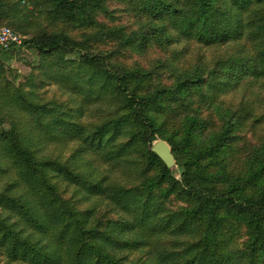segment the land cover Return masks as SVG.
<instances>
[{
	"label": "trees",
	"instance_id": "16d2710c",
	"mask_svg": "<svg viewBox=\"0 0 264 264\" xmlns=\"http://www.w3.org/2000/svg\"><path fill=\"white\" fill-rule=\"evenodd\" d=\"M0 26L39 56L16 84L0 47L9 263L264 264V112L225 95L264 89V0H0ZM192 42L210 59L187 61Z\"/></svg>",
	"mask_w": 264,
	"mask_h": 264
},
{
	"label": "rangeland",
	"instance_id": "374dc122",
	"mask_svg": "<svg viewBox=\"0 0 264 264\" xmlns=\"http://www.w3.org/2000/svg\"><path fill=\"white\" fill-rule=\"evenodd\" d=\"M23 35V34H22ZM26 37V35H23ZM30 37V36H29ZM27 38V37H26ZM25 38V39H26ZM181 47V44L177 45V47ZM17 50L16 57L12 59L9 63H7L8 66L11 67L10 76L15 81L16 84H19L20 82H24L28 76L30 75L34 65L37 64L39 56L38 52L34 49H31L29 47H26L23 45L15 47ZM204 54V57L209 58V51L202 48L197 42H192V44L188 47L187 53L185 54V57H187V61L193 62L195 60H198L199 56ZM78 54L74 53L68 56L70 59H74L77 57ZM210 59V58H209ZM256 88V87H255ZM44 90H46L45 96L48 98H53L54 96L64 100L69 99V97L72 96V94L69 91L64 90L61 88L58 84H48ZM258 93L260 94V97L254 96L251 89H244L242 86L239 88H236L234 90H231L230 92H226L225 95L229 99V101L233 104H238L242 101H256V107L258 111L264 112V89H261L257 87ZM78 103L82 101L81 98L77 96ZM97 104L91 105V107L86 106V109L84 111V115L82 120H92L97 118V114L94 112V109L97 107ZM260 135H264V128H260L258 130ZM159 140V139H158ZM157 140V141H158ZM155 141L154 143H156ZM77 145L75 142L67 143L65 149L63 150L64 155H68L70 153L71 147ZM99 162H96L95 164H98ZM175 166V163L174 165ZM99 173H102L103 175H108L110 179L117 180L124 183H129L130 180L129 176L124 172L123 169L116 167L115 169L111 167V164H104L99 166ZM87 205V204H84ZM0 264H18V263H9L4 255L0 253Z\"/></svg>",
	"mask_w": 264,
	"mask_h": 264
},
{
	"label": "built area",
	"instance_id": "2783aa9c",
	"mask_svg": "<svg viewBox=\"0 0 264 264\" xmlns=\"http://www.w3.org/2000/svg\"><path fill=\"white\" fill-rule=\"evenodd\" d=\"M26 37L8 26H0V47L10 49L23 45Z\"/></svg>",
	"mask_w": 264,
	"mask_h": 264
},
{
	"label": "water",
	"instance_id": "95a60500",
	"mask_svg": "<svg viewBox=\"0 0 264 264\" xmlns=\"http://www.w3.org/2000/svg\"><path fill=\"white\" fill-rule=\"evenodd\" d=\"M151 150L157 153L169 167H172L174 165L175 159L172 153V149L165 140L159 139L151 147Z\"/></svg>",
	"mask_w": 264,
	"mask_h": 264
}]
</instances>
